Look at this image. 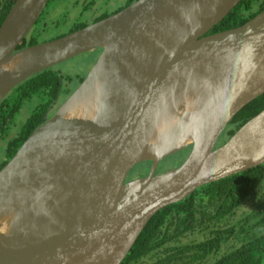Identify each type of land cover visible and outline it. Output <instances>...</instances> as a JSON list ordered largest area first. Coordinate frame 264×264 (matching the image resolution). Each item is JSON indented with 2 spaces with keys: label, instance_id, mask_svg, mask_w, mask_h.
Instances as JSON below:
<instances>
[{
  "label": "water",
  "instance_id": "95a60500",
  "mask_svg": "<svg viewBox=\"0 0 264 264\" xmlns=\"http://www.w3.org/2000/svg\"><path fill=\"white\" fill-rule=\"evenodd\" d=\"M241 1L137 0L22 49L49 0L15 1L0 26V101L41 71L101 53L0 169V264H122L158 211L264 164V109L217 146L264 94V11L208 34ZM148 161L149 174L127 179Z\"/></svg>",
  "mask_w": 264,
  "mask_h": 264
},
{
  "label": "trees",
  "instance_id": "16d2710c",
  "mask_svg": "<svg viewBox=\"0 0 264 264\" xmlns=\"http://www.w3.org/2000/svg\"><path fill=\"white\" fill-rule=\"evenodd\" d=\"M16 0H0V26ZM49 0L44 12L18 49L65 36L108 17L94 8L98 0H70L62 10ZM59 9V10H58ZM264 11V0H242L208 34L244 25ZM94 50L97 54V51ZM101 51V50H100ZM57 66V65H56ZM56 66L17 85L0 101L2 168L30 134L43 124L46 111L56 101L64 81L79 86L86 74H62ZM70 95V90L67 89ZM37 99L22 126L15 119L24 105ZM264 109V94L239 111L222 133L217 146L227 142L247 121ZM192 146L172 156L178 167ZM151 164L150 161L140 163ZM264 164L201 186L185 199L158 211L147 223L122 264H263Z\"/></svg>",
  "mask_w": 264,
  "mask_h": 264
},
{
  "label": "rangeland",
  "instance_id": "374dc122",
  "mask_svg": "<svg viewBox=\"0 0 264 264\" xmlns=\"http://www.w3.org/2000/svg\"><path fill=\"white\" fill-rule=\"evenodd\" d=\"M99 8L103 9L105 5H108L109 7H112L113 4L117 3V0L110 1L106 3L105 0H99ZM107 6V8H108ZM58 8H61L62 10H70L72 8L71 1H62L59 3ZM59 10V9H58ZM98 53L95 52H87L82 55L76 56L74 58H71L67 61H64L56 66V68L62 73V74H86L91 66L93 65L94 61L96 60ZM39 101L37 99L32 100L31 102H28L26 105L23 106L21 109L19 115L15 119V130H18L22 124L25 122V120L30 115L31 111L38 105ZM5 155L4 150L0 148V164L2 162V157ZM180 158L177 157H168L164 159L158 166V173H163L169 169L175 168L178 164ZM151 164L145 163L141 166V164L136 165L129 173L128 180L146 175L148 170L150 169Z\"/></svg>",
  "mask_w": 264,
  "mask_h": 264
},
{
  "label": "flooded vegetation",
  "instance_id": "af4514ba",
  "mask_svg": "<svg viewBox=\"0 0 264 264\" xmlns=\"http://www.w3.org/2000/svg\"><path fill=\"white\" fill-rule=\"evenodd\" d=\"M106 3L110 2V1H115V0H105ZM137 0H117V3L116 4H113L112 7H109L108 5H105L103 9H100L99 8V0L96 2V5L94 6V8H97L98 11H100L101 13H109V14H114V13H117L125 8H127L128 6H130L131 4H133L134 2H136ZM108 6V8H107ZM94 51V50H93ZM91 52V51H89ZM98 55L96 57V60L94 61L93 65L95 64V62L97 61V59L99 58L100 56V53L101 51H97ZM92 65V66H93ZM91 66V68H92ZM90 68V69H91ZM89 72V71H88ZM87 72V74H88ZM78 86H75L74 82H69L68 80L67 81H64L63 83V87H62V90L61 92L59 93L56 101L51 105V107L46 111L44 117H43V122H44V119L47 118L49 119L51 116L54 115V113L57 111V109L59 108V106L71 95V93L77 88ZM69 89L70 90V95H68L69 93L66 92V90ZM2 159L4 160L5 159V155L2 157ZM10 160V159H9ZM152 166V164H151ZM1 169V168H0ZM151 169V167H150ZM150 169L148 170V172L146 173L149 174L150 172ZM158 170V169H157ZM156 173H158L156 171ZM146 175H143V176H146Z\"/></svg>",
  "mask_w": 264,
  "mask_h": 264
}]
</instances>
